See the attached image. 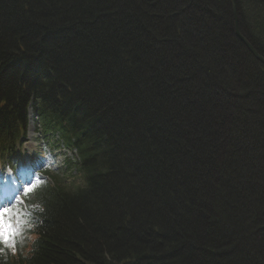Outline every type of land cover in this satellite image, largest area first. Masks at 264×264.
Returning <instances> with one entry per match:
<instances>
[{
  "label": "trees",
  "instance_id": "obj_1",
  "mask_svg": "<svg viewBox=\"0 0 264 264\" xmlns=\"http://www.w3.org/2000/svg\"><path fill=\"white\" fill-rule=\"evenodd\" d=\"M231 2L0 0V129L40 95L82 163L27 264H264V65ZM237 7L264 58V0Z\"/></svg>",
  "mask_w": 264,
  "mask_h": 264
},
{
  "label": "clouds",
  "instance_id": "obj_2",
  "mask_svg": "<svg viewBox=\"0 0 264 264\" xmlns=\"http://www.w3.org/2000/svg\"><path fill=\"white\" fill-rule=\"evenodd\" d=\"M12 209L11 220L15 235L10 245L14 249L17 243L23 247L31 241L32 233L42 223L40 214L44 213L45 209L42 202L34 198H28L26 203L14 204Z\"/></svg>",
  "mask_w": 264,
  "mask_h": 264
},
{
  "label": "snow or ice",
  "instance_id": "obj_3",
  "mask_svg": "<svg viewBox=\"0 0 264 264\" xmlns=\"http://www.w3.org/2000/svg\"><path fill=\"white\" fill-rule=\"evenodd\" d=\"M34 184L25 188L24 193H31ZM12 207H0V244L10 245L15 235L14 228L12 225Z\"/></svg>",
  "mask_w": 264,
  "mask_h": 264
},
{
  "label": "water",
  "instance_id": "obj_4",
  "mask_svg": "<svg viewBox=\"0 0 264 264\" xmlns=\"http://www.w3.org/2000/svg\"><path fill=\"white\" fill-rule=\"evenodd\" d=\"M231 7L233 8V18H234V21H235V30L237 32L238 37L241 38V40L244 41V43L246 44L249 52H251L253 54V56H255V58L258 59V61L264 65V58H262L260 56V54L258 52H256V50L252 47V45L250 43H248V41L243 39L241 34H240L237 0H232Z\"/></svg>",
  "mask_w": 264,
  "mask_h": 264
},
{
  "label": "rangeland",
  "instance_id": "obj_5",
  "mask_svg": "<svg viewBox=\"0 0 264 264\" xmlns=\"http://www.w3.org/2000/svg\"><path fill=\"white\" fill-rule=\"evenodd\" d=\"M235 22V21H234ZM246 45V44H245Z\"/></svg>",
  "mask_w": 264,
  "mask_h": 264
}]
</instances>
